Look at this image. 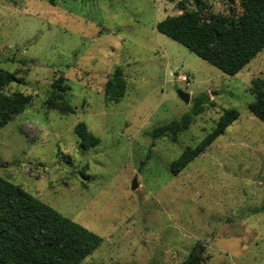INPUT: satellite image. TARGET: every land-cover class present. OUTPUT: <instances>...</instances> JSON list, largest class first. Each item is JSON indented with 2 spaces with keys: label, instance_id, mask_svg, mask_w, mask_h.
Wrapping results in <instances>:
<instances>
[{
  "label": "rangeland",
  "instance_id": "obj_1",
  "mask_svg": "<svg viewBox=\"0 0 264 264\" xmlns=\"http://www.w3.org/2000/svg\"><path fill=\"white\" fill-rule=\"evenodd\" d=\"M203 1L217 13L239 11L230 0ZM195 7L0 0V66L17 78L6 91L26 97L0 127V176L102 238L79 264H177L196 243L206 264H264V121L248 110L264 47L230 75L157 31L159 20ZM116 67L125 91L110 100L104 85ZM197 96L202 112L176 141L150 136L191 113ZM230 107L238 117L174 173L171 162ZM78 122L97 144L82 145Z\"/></svg>",
  "mask_w": 264,
  "mask_h": 264
},
{
  "label": "trees",
  "instance_id": "obj_2",
  "mask_svg": "<svg viewBox=\"0 0 264 264\" xmlns=\"http://www.w3.org/2000/svg\"><path fill=\"white\" fill-rule=\"evenodd\" d=\"M239 11L221 14L212 11L203 0L196 7L167 15L159 20L157 31L183 44L199 57L233 75L239 72L264 47V0H230ZM122 70L116 67L104 85L110 100L124 95ZM14 71L0 66V127L26 105V97L6 88L16 82ZM254 99L248 110L264 121V77L251 80ZM202 96L194 99L191 113L149 130L150 136H169L177 140L194 116L202 112ZM68 108H72L67 104ZM239 115L235 108L224 109L214 127L194 146L185 147L171 162L176 173L205 148ZM75 133L83 146L99 142L85 126L75 125ZM102 241V238L81 223L61 214L19 184L0 176V264H79ZM177 264H206L203 247L194 244Z\"/></svg>",
  "mask_w": 264,
  "mask_h": 264
},
{
  "label": "water",
  "instance_id": "obj_3",
  "mask_svg": "<svg viewBox=\"0 0 264 264\" xmlns=\"http://www.w3.org/2000/svg\"><path fill=\"white\" fill-rule=\"evenodd\" d=\"M177 73V72H176ZM175 73V74H176ZM177 95L185 102L187 103L189 101L190 98V94L188 92H184L181 89L177 90ZM137 187V182H136V178H133L132 182H131V188L134 189Z\"/></svg>",
  "mask_w": 264,
  "mask_h": 264
},
{
  "label": "built area",
  "instance_id": "obj_4",
  "mask_svg": "<svg viewBox=\"0 0 264 264\" xmlns=\"http://www.w3.org/2000/svg\"><path fill=\"white\" fill-rule=\"evenodd\" d=\"M181 79H182V80H185V79H186V77H185V76H182V77H181Z\"/></svg>",
  "mask_w": 264,
  "mask_h": 264
}]
</instances>
